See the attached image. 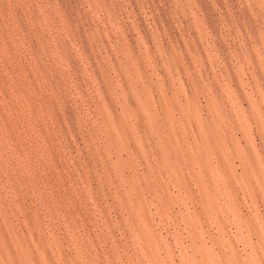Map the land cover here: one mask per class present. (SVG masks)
<instances>
[{"label":"rangeland","instance_id":"1","mask_svg":"<svg viewBox=\"0 0 264 264\" xmlns=\"http://www.w3.org/2000/svg\"><path fill=\"white\" fill-rule=\"evenodd\" d=\"M0 264H264V0H0Z\"/></svg>","mask_w":264,"mask_h":264}]
</instances>
